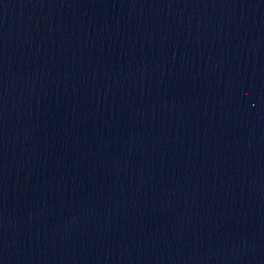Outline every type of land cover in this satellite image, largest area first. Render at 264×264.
I'll use <instances>...</instances> for the list:
<instances>
[{"label":"water","instance_id":"water-1","mask_svg":"<svg viewBox=\"0 0 264 264\" xmlns=\"http://www.w3.org/2000/svg\"><path fill=\"white\" fill-rule=\"evenodd\" d=\"M0 264H264V0H0Z\"/></svg>","mask_w":264,"mask_h":264}]
</instances>
